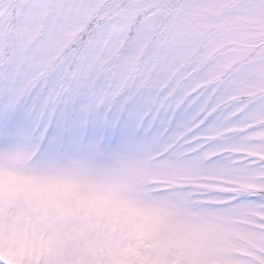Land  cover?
<instances>
[{
    "label": "snow or ice",
    "instance_id": "1",
    "mask_svg": "<svg viewBox=\"0 0 264 264\" xmlns=\"http://www.w3.org/2000/svg\"><path fill=\"white\" fill-rule=\"evenodd\" d=\"M0 264H264V0H0Z\"/></svg>",
    "mask_w": 264,
    "mask_h": 264
}]
</instances>
